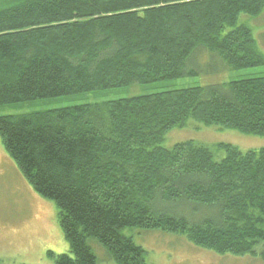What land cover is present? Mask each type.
I'll list each match as a JSON object with an SVG mask.
<instances>
[{
    "label": "trees",
    "instance_id": "trees-1",
    "mask_svg": "<svg viewBox=\"0 0 264 264\" xmlns=\"http://www.w3.org/2000/svg\"><path fill=\"white\" fill-rule=\"evenodd\" d=\"M263 12L264 0H0V106L194 77L201 49L230 71L264 67L239 24ZM191 121L264 138V77L0 117L6 152L58 209L69 251L48 252L54 264H99L91 241L114 264H148L127 229L264 262V148L163 147Z\"/></svg>",
    "mask_w": 264,
    "mask_h": 264
},
{
    "label": "rangeland",
    "instance_id": "rangeland-1",
    "mask_svg": "<svg viewBox=\"0 0 264 264\" xmlns=\"http://www.w3.org/2000/svg\"><path fill=\"white\" fill-rule=\"evenodd\" d=\"M239 24L248 25L252 29L258 49L264 54V12L258 17L242 15ZM196 55L194 66H197L200 73L194 77L4 105L0 106V117L102 104L163 91L264 77V67L230 71L204 49L199 50ZM214 60L216 63H213ZM187 141L207 146L231 144L242 152L264 148L262 137L243 135L233 130H219L214 126L206 127L194 121L183 129L171 131L163 147L171 149L176 144ZM123 234L144 249L148 264H264L259 256L218 255L196 247L185 236L158 230L127 229ZM91 246L99 264H114L100 244L91 241ZM261 250L262 246L257 248L258 253ZM68 251L69 244L60 228L56 205L33 189L0 139V264H54L48 252L61 255Z\"/></svg>",
    "mask_w": 264,
    "mask_h": 264
}]
</instances>
